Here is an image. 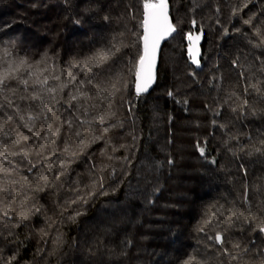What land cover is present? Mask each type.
Masks as SVG:
<instances>
[{
    "label": "trees",
    "instance_id": "16d2710c",
    "mask_svg": "<svg viewBox=\"0 0 264 264\" xmlns=\"http://www.w3.org/2000/svg\"><path fill=\"white\" fill-rule=\"evenodd\" d=\"M244 2L169 0L172 22L180 21L178 31L160 43L156 79L146 93L137 96L122 61L136 55L131 35L136 22L129 19L128 5L139 8L138 0H69L68 4L64 0H0V28L5 29L0 39L14 44L20 56L39 59L47 51L50 56L60 53L67 61L119 32H126L124 43L129 45L114 66V73L129 84L113 98L110 109L111 123L119 121L123 127L108 134L111 145L106 155H101L105 142L92 145L87 153L98 169L107 165L103 191L108 195H97L61 216L60 207H67L66 201L76 198L69 190L76 187L75 182L79 180V187L84 189L95 178L89 174L85 156L73 165L62 188L53 186L35 194L32 203L41 206V214L18 228L5 226L0 230V256L4 260L15 255L14 264H182L192 255L201 264H228L227 258L221 259L209 246L211 241L205 234L197 231L210 216L211 206L224 205L247 215L242 202L247 183L256 222L264 220V156L248 154L252 143L259 146L264 139V101H257L253 92L248 97L249 112L256 109L259 114L242 119L229 106L221 117H214L212 111L217 101L229 95L231 107L243 102L244 84L239 74L248 64L258 69L255 58L264 56V49H253L242 34L232 31L235 27L251 33L242 19L264 7V0L249 5L241 17L228 23L231 4ZM217 5L222 9V24L230 30V35L223 38V29L216 24ZM105 15L112 17L111 23L103 20ZM193 18L205 26L199 66L188 59L183 38L189 30L198 31L190 24ZM76 19L82 23L74 24ZM237 59L240 67L233 68L232 61ZM213 119L229 123L227 134L212 124ZM8 129L13 139L17 131L28 134L25 129H16L15 122ZM228 135L240 139L225 146ZM198 144L205 147L207 159L200 156ZM113 146L117 151L112 152ZM59 147H64L63 139ZM17 150L9 145L10 152ZM213 158L215 164L211 163ZM169 159L175 161L174 165L168 164ZM27 166L26 161L21 163L22 169ZM112 168L117 175L109 179ZM25 174L20 171L15 178ZM76 211L85 214L70 220ZM204 226L209 235L215 234ZM252 227L242 221L226 227V246L231 248L239 242L252 249L241 264H261L255 250L264 248V236L253 233ZM41 230L46 237L42 238Z\"/></svg>",
    "mask_w": 264,
    "mask_h": 264
},
{
    "label": "snow or ice",
    "instance_id": "6c2138e0",
    "mask_svg": "<svg viewBox=\"0 0 264 264\" xmlns=\"http://www.w3.org/2000/svg\"><path fill=\"white\" fill-rule=\"evenodd\" d=\"M64 2L68 4L69 0ZM138 3L139 8L132 7L131 3L128 5L129 19L136 22L135 30L131 31L136 55L122 61L137 96L146 93L154 83L160 42L177 33L180 23L172 22L169 0H138ZM225 3H230V0H225ZM255 3L257 0L231 4L228 23L231 24L234 18L241 17V13ZM221 12V7L217 5L216 24L222 27L223 38L230 35V30L222 24ZM103 20L111 23L112 17L105 15ZM73 23L80 25L82 21L76 19ZM242 23L251 29V33H244L241 28L235 27L232 31L242 34L253 49H264V7L252 12L248 19H242ZM190 24L193 29L198 27V31L189 30L183 38L187 41L188 59L199 66L200 57L203 55L200 42L204 38L205 26L195 18L191 19ZM6 27L10 29L11 25ZM4 32L5 29L0 28V37ZM125 38L126 32L116 33L110 39L102 38L99 46L93 44L87 53L77 52L67 61L60 53L50 56L47 51L39 59L20 56L14 44H6L0 39V45H3L0 47V230L5 226L18 228L31 217L41 214V206L32 203L36 199L35 194L46 192L53 186L62 188L63 179L73 170L76 162L87 156L92 145L105 142L101 155L107 154L106 149L111 145L108 134L117 127H123L122 122L111 123L110 109L113 106V98L129 84L114 73V66L117 61H121L123 51L129 48V45L124 43ZM255 59L260 64L258 69H254L253 64H248L239 74L244 84L243 102L231 107L232 95L223 101H217L216 108L212 110L214 117L223 116L226 106L230 107L232 113H239L241 119L259 114L256 109L249 112L248 99L254 92L257 101H264V79L261 78L264 77V56H257ZM232 66L240 67L238 59L232 61ZM168 94L173 95L172 92ZM12 122L16 123V129H25L28 134L17 131L16 138L13 139V132L8 129ZM212 124L227 134L228 122L220 123L213 119ZM245 135L251 140L249 134ZM61 139L64 140L62 149L59 147ZM239 139L238 135H228L223 143L227 146L230 141ZM10 144L19 150L10 152ZM197 149L200 156L207 159L205 147L198 144ZM115 151L117 149L113 146L112 152ZM229 151H232L233 155L236 154L231 148ZM248 154L264 156V139L260 140L259 146L252 143ZM87 159L89 174L95 178L91 184L84 186V189H88L84 195H81L84 189L79 187L80 181L75 182L76 187L69 190L76 194V198L66 201L67 207H60L61 216L76 205L82 207L88 204L97 195H108L103 191V172L107 165H101L98 169L92 156H87ZM108 159L111 160L112 157L109 156ZM25 161L28 166L22 169L21 163ZM174 163V160H168L169 165ZM211 163L215 164L216 159L213 158ZM20 171L26 174L16 179ZM244 171L247 175V171ZM98 172L99 175H96ZM116 175L117 170L112 168L108 178ZM242 202L246 206L247 215L235 211L234 208L214 203L210 216L202 221L197 229L211 241L209 246L218 257L227 258L228 264H241L252 249L249 245L242 247L239 242L232 244L231 248L226 246V227H234L236 222L241 221L248 227L255 224V227H252L253 233L264 236V220L256 222L257 217L253 214L247 183L244 185ZM84 214L83 211H76L69 219L75 221ZM204 225L215 234L209 235ZM41 233L42 238L47 236L44 230H41ZM60 240L58 235L56 242L59 243ZM249 244H254V241ZM255 254L260 258L261 264H264V248H257ZM15 260V255L7 260L0 256V264H14ZM182 264L201 262L195 256L189 255Z\"/></svg>",
    "mask_w": 264,
    "mask_h": 264
},
{
    "label": "water",
    "instance_id": "95a60500",
    "mask_svg": "<svg viewBox=\"0 0 264 264\" xmlns=\"http://www.w3.org/2000/svg\"><path fill=\"white\" fill-rule=\"evenodd\" d=\"M161 42H162V41H161ZM161 42H160V43H161ZM186 43H187V41H186ZM201 43H202V41L200 42V49H201ZM186 53H187V44H186ZM187 55H188V53H187ZM150 87H151V86H150ZM150 87H149V88H150ZM134 90H135V89H134Z\"/></svg>",
    "mask_w": 264,
    "mask_h": 264
}]
</instances>
